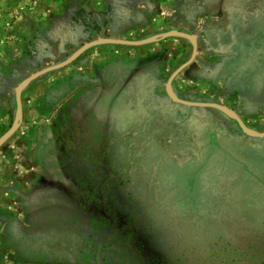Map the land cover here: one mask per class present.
Instances as JSON below:
<instances>
[{
    "label": "rangeland",
    "instance_id": "374dc122",
    "mask_svg": "<svg viewBox=\"0 0 264 264\" xmlns=\"http://www.w3.org/2000/svg\"><path fill=\"white\" fill-rule=\"evenodd\" d=\"M171 31L195 36L198 45L188 71L174 81L184 98L173 94L223 105L252 133H264V0H0V137L14 122L15 90L31 75L98 39L142 41ZM192 51V43L178 37L142 47L100 45L25 87L22 123L0 148V264H20L12 243L18 229L9 231L8 222L21 223L27 206L44 205L60 184L52 172L76 160L98 162L96 177L105 188L122 173L130 177L132 166L160 169L179 200L205 205L209 216L225 196L202 192H213L215 184L205 173L231 174L236 182L219 185L232 202L229 212L237 215L240 205L251 229L263 226L264 138L247 136L222 111L177 104L161 90L163 68L172 73ZM142 120L161 145L158 153L134 161L142 154L132 141L120 150L129 158L112 155L115 138ZM155 126L161 130L154 132Z\"/></svg>",
    "mask_w": 264,
    "mask_h": 264
},
{
    "label": "trees",
    "instance_id": "16d2710c",
    "mask_svg": "<svg viewBox=\"0 0 264 264\" xmlns=\"http://www.w3.org/2000/svg\"><path fill=\"white\" fill-rule=\"evenodd\" d=\"M127 141L116 137L111 154L129 158L120 151ZM100 167L76 160L55 170L60 187L47 202L27 206L23 222H8L9 231L18 229L12 243L20 264H264V232L251 236L228 221L222 232H190L167 192L136 185L149 182L151 171L122 173L105 188Z\"/></svg>",
    "mask_w": 264,
    "mask_h": 264
},
{
    "label": "flooded vegetation",
    "instance_id": "af4514ba",
    "mask_svg": "<svg viewBox=\"0 0 264 264\" xmlns=\"http://www.w3.org/2000/svg\"><path fill=\"white\" fill-rule=\"evenodd\" d=\"M197 47H198V45H197ZM197 55H198V53H197ZM180 75H178V76H180ZM1 80H0V82H1L0 87H1V91L4 92V87H5V85H4V82H5L4 81L5 80L4 75L2 76ZM164 90H165V93H166V89H164ZM164 90H162V91L164 92ZM179 98L183 99L184 97L179 95ZM189 100H191V101H188V102L213 103V101H199V99H194V98L193 99L190 98ZM183 101H186V100H183ZM215 104H218V103H215ZM190 108H192V109H210V108H196V107H190ZM0 109L4 110L5 109L4 105L0 106ZM155 118L156 117L153 116V118H151V120H154ZM163 119L168 120L169 118L167 119L165 116H163ZM143 123H144L143 120L138 122L137 125L132 127L131 130L129 132H127L126 137L128 138V143L129 142L132 143V141L133 142L137 141V142H135L136 144L139 143V149L141 151V154H142V156L145 157L147 155V153L149 154V153H153V151L157 152V150H160L161 149V145H159L157 143L156 139H154V134H148L146 132V129H143L144 128L143 125H142ZM179 127L175 126V128H176L175 131H180L181 127L180 128ZM160 130H161V128H158V127L154 128V132H159ZM179 134L180 133L175 132V139L178 138ZM174 145L175 144L170 145V147L174 146ZM161 156L162 155H160L159 157H161ZM188 157L190 158V157H195V156L192 155V154L191 155L188 154ZM157 162H159L160 167L164 165L163 164L164 161L162 160V158H159L157 160ZM131 169H132V175H133L135 170L137 169V167L132 166ZM148 171H151V176L153 178H151V180H149V182L148 181L145 182V184H143V185L138 184V183H136L134 181L136 183V185H138V186L146 185L147 186V184H148L149 188L159 189V190H163V191L167 192L168 195L171 197V200L169 202L172 203L171 205H173L175 210L177 211L176 214L179 215L180 212L183 211V213L180 214V218L184 222L185 228H187V230H189L190 232L197 231V230H199L200 232H222V229L225 231V227H223V225H222V222H224V225H225V221H228L229 223L233 224V226L243 227L244 232H249V231H251V232H264V224H263V226L261 228L251 229L250 228V224H246L245 223V221L243 220V215H242L241 210H240V205L237 208V213H236L237 215H234L233 213L229 212V211H231L230 209L233 207V205H231L232 202L231 203L228 202V199H229V197L227 196L228 192L220 191L219 185L221 183L222 184L225 183L226 180H231V179H232L231 180L232 182L234 180L236 182V178H234L235 176H233L231 174H225V176H223L224 172H219V171H213L212 172L210 170L207 171V173H205L204 180H206V182H207V180L209 179L208 175H212V177L214 178V183L215 184H214L213 192H210L211 191L210 188L207 190L206 187H203L202 192L203 193H207L208 192L209 195H212V196H214V195H217L219 197L225 196V202L224 203L223 202H220V203L218 202L217 203V204H219V208L217 209L216 214L209 216V212L207 210H206L207 213H203L202 212L203 209L207 208L205 205H201L202 208L198 207V205L189 206L184 201L179 200V197L177 196L175 191L172 189V187L168 183L169 181L167 182L166 177L163 176V173H162V171H160V169L148 170ZM131 185H133V181L131 182ZM229 188H230V191H229L230 194L231 193L234 194L236 192V190H238L237 188H235L233 186V184L230 185ZM140 199H142V201H143L146 198L140 195ZM237 202L239 204L240 200L237 201ZM207 204H208V202H207ZM193 207L195 208V210L193 209ZM210 209H211V207L209 206L208 210H210ZM197 212H199V213H197ZM237 218H240V219H237ZM197 223H199V225H197ZM227 225H230V224H227ZM139 231H141V230H139Z\"/></svg>",
    "mask_w": 264,
    "mask_h": 264
},
{
    "label": "water",
    "instance_id": "95a60500",
    "mask_svg": "<svg viewBox=\"0 0 264 264\" xmlns=\"http://www.w3.org/2000/svg\"><path fill=\"white\" fill-rule=\"evenodd\" d=\"M173 37H178V38H183L186 39L187 41L191 42L193 45V51H192V56L188 62L185 64L181 65L179 68H177L172 75L169 77L165 89H166V94L167 96L175 103L187 106V107H196V108H210L214 110H219L222 111L232 118L235 119L237 122L238 126L242 130L244 134H246L249 137L252 138H264V133L262 134H254L252 133L243 123V121L240 119V117L231 109L215 104V103H195V102H188V101H183L178 99L172 92V84L175 78L180 75L196 58L197 53H198V47H197V38L195 36L182 33V32H177V31H171L162 35H158L155 37H152L147 40H142V41H126V40H114V39H98L92 42H89L85 45H83L80 49H78L72 56H70L67 60L60 64H56L54 66H50L46 69H43L27 79L23 80L16 88L15 90V99H16V113H15V118L14 122L11 126V128L0 137V148L15 134V132L18 130L20 127V124L22 123L23 120V107H22V92L27 87L30 83L33 81L39 79L40 77L57 71L61 70L69 65H71L73 62H75L81 55H83L86 51L89 49H92L96 46L100 45H118V46H127V47H142L146 45H151L160 41H163L168 38H173Z\"/></svg>",
    "mask_w": 264,
    "mask_h": 264
},
{
    "label": "crops",
    "instance_id": "0c3cea01",
    "mask_svg": "<svg viewBox=\"0 0 264 264\" xmlns=\"http://www.w3.org/2000/svg\"><path fill=\"white\" fill-rule=\"evenodd\" d=\"M170 42H165V44H163V46H162V48H169V46H170V44H169ZM173 44H174V42H173ZM179 45V44H178ZM183 53V52H182ZM182 53H180L179 54V57L181 58L182 57ZM118 55H123V57H130V56H133V54L132 53H130V55L129 54H127V55H124V53H117ZM116 55V54H115ZM167 56V55H166ZM161 57L162 58H164V54H162L161 55ZM79 59V58H78ZM165 60L166 61H168V57H165ZM190 60V59H189ZM188 60V61H189ZM187 61V62H188ZM191 65V64H190ZM189 68V66L184 70L185 72L186 71H188L187 69ZM176 70V69H175ZM174 70V71H175ZM173 71V72H174ZM183 71V72H184ZM172 72V73H173ZM182 72V73H183ZM171 72H170V69H169V65H166V67L165 68H163V70H162V76H163V81L161 82V85H160V87H161V90H164L165 89V86H166V83H167V81H168V79H169V77L171 76V74H172ZM195 74H197V73H195ZM195 80H197V79H195ZM179 82H174L173 84H172V91L175 93V95L177 96V97H179V95H180V93H179V89H178V87H179V84H178ZM163 94L164 95H166V93H165V90H164V92H163ZM167 96V95H166ZM168 97V96H167ZM187 101V100H186Z\"/></svg>",
    "mask_w": 264,
    "mask_h": 264
}]
</instances>
